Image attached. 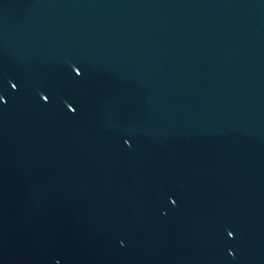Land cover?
I'll return each instance as SVG.
<instances>
[{
	"label": "water",
	"instance_id": "obj_1",
	"mask_svg": "<svg viewBox=\"0 0 264 264\" xmlns=\"http://www.w3.org/2000/svg\"><path fill=\"white\" fill-rule=\"evenodd\" d=\"M0 96V264H264V0H0Z\"/></svg>",
	"mask_w": 264,
	"mask_h": 264
},
{
	"label": "snow or ice",
	"instance_id": "obj_2",
	"mask_svg": "<svg viewBox=\"0 0 264 264\" xmlns=\"http://www.w3.org/2000/svg\"><path fill=\"white\" fill-rule=\"evenodd\" d=\"M72 71H73V72L75 73V75H77V76H80V75L82 74V70L80 69L79 66H73ZM13 87H16V85H13ZM41 99H43V100H48L49 97H48L47 95L41 94ZM3 101H4V97H3V96H0V102H3ZM67 107H68V109H69L70 111H75V108H74V106H73L71 103H67ZM124 143H125V144H128L129 141H128V140H125ZM227 235L231 237V236L233 235V232H232V231H228V232H227Z\"/></svg>",
	"mask_w": 264,
	"mask_h": 264
}]
</instances>
